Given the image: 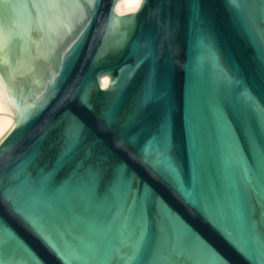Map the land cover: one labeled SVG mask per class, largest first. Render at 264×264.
Masks as SVG:
<instances>
[{"label": "water", "instance_id": "1", "mask_svg": "<svg viewBox=\"0 0 264 264\" xmlns=\"http://www.w3.org/2000/svg\"><path fill=\"white\" fill-rule=\"evenodd\" d=\"M117 1L0 0V264H264V0Z\"/></svg>", "mask_w": 264, "mask_h": 264}, {"label": "bare ground", "instance_id": "2", "mask_svg": "<svg viewBox=\"0 0 264 264\" xmlns=\"http://www.w3.org/2000/svg\"><path fill=\"white\" fill-rule=\"evenodd\" d=\"M141 0H118L115 5V11L118 15L127 14L136 11L139 8ZM108 78H100L101 87L108 85ZM9 88L0 78V140L10 130L13 125L12 115L14 109L9 97Z\"/></svg>", "mask_w": 264, "mask_h": 264}]
</instances>
